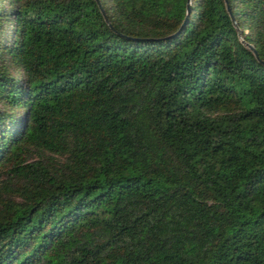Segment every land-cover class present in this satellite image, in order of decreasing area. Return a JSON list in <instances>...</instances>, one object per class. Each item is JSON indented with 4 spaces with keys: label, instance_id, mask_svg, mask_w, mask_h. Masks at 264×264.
I'll list each match as a JSON object with an SVG mask.
<instances>
[{
    "label": "trees",
    "instance_id": "obj_1",
    "mask_svg": "<svg viewBox=\"0 0 264 264\" xmlns=\"http://www.w3.org/2000/svg\"><path fill=\"white\" fill-rule=\"evenodd\" d=\"M0 0V264H264V0Z\"/></svg>",
    "mask_w": 264,
    "mask_h": 264
},
{
    "label": "water",
    "instance_id": "obj_2",
    "mask_svg": "<svg viewBox=\"0 0 264 264\" xmlns=\"http://www.w3.org/2000/svg\"><path fill=\"white\" fill-rule=\"evenodd\" d=\"M96 1H97L98 5H99V7H100V9H101V11H102V13H103L105 19H106V21L109 23V20H108V18H107V16H106V13H105V11H104V9H103V6H102L100 0H96ZM226 6H227V10H228V12H229V14H230V16H231V19H232V21H233V24L235 25L236 29L238 30V35H239V38H240L241 42H242L243 44H245V45H246V46H247V47H248V48H249V49L255 54V56H256L257 58H259V55H258V52H257L256 48H255L251 43L246 42L245 39L243 38V35H242V34H243V31H242V29L239 27V25H238V23H237V21H236V18H235L234 14H233V12H232V9H231V7H230V5H229V3H228V0H226ZM191 8H192V0H188V1H187V14H186V18H185V20H184L183 25L187 22V20H188L190 14H191Z\"/></svg>",
    "mask_w": 264,
    "mask_h": 264
}]
</instances>
